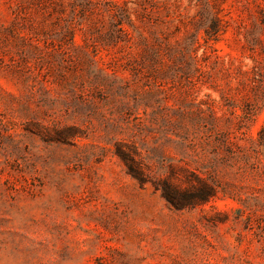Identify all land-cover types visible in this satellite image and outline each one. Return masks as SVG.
<instances>
[{"label": "rangeland", "instance_id": "obj_1", "mask_svg": "<svg viewBox=\"0 0 264 264\" xmlns=\"http://www.w3.org/2000/svg\"><path fill=\"white\" fill-rule=\"evenodd\" d=\"M263 128L264 0H0V264H264Z\"/></svg>", "mask_w": 264, "mask_h": 264}, {"label": "trees", "instance_id": "obj_2", "mask_svg": "<svg viewBox=\"0 0 264 264\" xmlns=\"http://www.w3.org/2000/svg\"><path fill=\"white\" fill-rule=\"evenodd\" d=\"M218 27H217V25H216V21H215V24H214V26L212 27V29H211V31H205V35H206V37H208L209 39L211 38L210 37V34L211 33H214V34H217L218 33ZM215 40V39H214ZM264 132V128L262 129V133ZM213 196V194L212 193H209L208 195H207V198L206 199H202V200H207L208 198H211ZM164 199L170 204V205H172L173 207H175V208H181V207H183V206H187V204H189V203H182V201L180 200V199H174V198H172V197H169V196H167V195H164Z\"/></svg>", "mask_w": 264, "mask_h": 264}]
</instances>
